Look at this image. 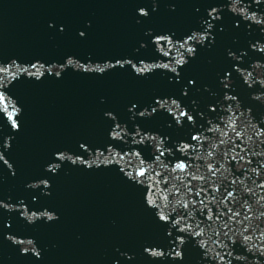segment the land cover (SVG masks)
<instances>
[{
  "label": "water",
  "instance_id": "95a60500",
  "mask_svg": "<svg viewBox=\"0 0 264 264\" xmlns=\"http://www.w3.org/2000/svg\"><path fill=\"white\" fill-rule=\"evenodd\" d=\"M0 96V264H264V0H0Z\"/></svg>",
  "mask_w": 264,
  "mask_h": 264
},
{
  "label": "snow or ice",
  "instance_id": "6c2138e0",
  "mask_svg": "<svg viewBox=\"0 0 264 264\" xmlns=\"http://www.w3.org/2000/svg\"><path fill=\"white\" fill-rule=\"evenodd\" d=\"M141 13H142V14H146V13H143V9H141ZM61 31H62V29H61ZM80 35H81V36H84V32L81 31V32H80ZM2 100H3V97L0 96V101H2ZM182 115H187V114H186V113H182ZM9 118H10V119L12 118V117H11V114H10V117H9ZM188 119H191V117H188ZM13 127H18V125L16 124L15 120H13ZM237 135H240V134L237 132ZM208 155L211 157V156H212V152H209ZM185 169H186V164H185L184 162H180V163H177V164L175 165L174 171H175V170L185 171ZM209 171H210L213 175H215L216 169H215L211 164H209ZM138 175L141 176V177L145 176V170H144V169H140L139 172H138ZM193 179H196V177L193 176ZM261 187H264V184H262ZM217 191H219L218 188H217ZM249 191H251V190H249ZM197 194L199 195V193H197ZM233 197H234V193H233L232 191H228L227 194H226V196H225V200H228V199L233 198ZM261 199H264V197H262ZM209 212H211V209H209ZM228 213L230 214V217H231V216H239V215H240L238 212H233V210H232L231 208L228 209ZM261 215H264V213H261ZM160 218H161L162 220H163V219H166L163 215H161ZM250 218H251V217H249V216L247 215V213H246V214H245V219H250ZM208 219H211V216H210V215L208 216ZM244 230H245V231H248L247 227H245ZM261 237H264V231L261 232ZM245 239H246V240H247V239H250V237L245 236Z\"/></svg>",
  "mask_w": 264,
  "mask_h": 264
}]
</instances>
